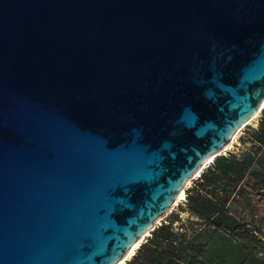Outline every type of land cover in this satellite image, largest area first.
Here are the masks:
<instances>
[{"label": "water", "instance_id": "1", "mask_svg": "<svg viewBox=\"0 0 264 264\" xmlns=\"http://www.w3.org/2000/svg\"><path fill=\"white\" fill-rule=\"evenodd\" d=\"M263 106L264 0H0V264H122Z\"/></svg>", "mask_w": 264, "mask_h": 264}, {"label": "trees", "instance_id": "2", "mask_svg": "<svg viewBox=\"0 0 264 264\" xmlns=\"http://www.w3.org/2000/svg\"><path fill=\"white\" fill-rule=\"evenodd\" d=\"M238 141L239 151L215 156L123 264H264V106Z\"/></svg>", "mask_w": 264, "mask_h": 264}, {"label": "rangeland", "instance_id": "3", "mask_svg": "<svg viewBox=\"0 0 264 264\" xmlns=\"http://www.w3.org/2000/svg\"><path fill=\"white\" fill-rule=\"evenodd\" d=\"M257 117H258V116H257ZM257 117H255V118H253L252 120H250L249 123L246 124V125H249V124H253V125H255V122H256ZM246 125H245V126H246ZM245 126H244V127H245ZM244 127L241 128L240 130H238V131L236 132V134H235L234 137H233L234 139L232 138L231 145H230L227 149H225V150L223 151V154L227 153L228 151H239V149H240V147H241V144H240L239 141H238V137L242 134ZM189 184H191V181H190ZM189 184H188V185H189ZM181 201H183V198L178 199V200L176 201V204H174V205L172 206V208L170 209V211H171V210H175V209L177 208V205L180 204ZM167 213H168V212H167ZM165 215H167V214H165ZM165 215L163 216V218L165 217Z\"/></svg>", "mask_w": 264, "mask_h": 264}, {"label": "bare ground", "instance_id": "4", "mask_svg": "<svg viewBox=\"0 0 264 264\" xmlns=\"http://www.w3.org/2000/svg\"><path fill=\"white\" fill-rule=\"evenodd\" d=\"M256 117H257V116H256ZM253 118H255V117H253ZM253 118H252V119H253ZM252 119H250V120H252ZM250 120H248L247 123H249ZM233 139H234V138H233ZM231 142H232V140L227 144V146H226L225 149H227V148L231 145ZM221 153H223V152H221ZM197 175H198V174H197ZM197 175H195L194 178H195ZM189 183H190V182H189ZM189 183H187V185H188ZM183 197H184V193H181V194L179 195L178 199L183 198ZM178 199H177V200H178ZM137 245H138V244H136V245L130 250V252H129L128 255L126 256L127 258H129L130 255L133 254L134 249L137 247ZM122 264H123V263H122Z\"/></svg>", "mask_w": 264, "mask_h": 264}, {"label": "crops", "instance_id": "5", "mask_svg": "<svg viewBox=\"0 0 264 264\" xmlns=\"http://www.w3.org/2000/svg\"><path fill=\"white\" fill-rule=\"evenodd\" d=\"M181 215H182L183 217H185V216H186V214H185V213H182Z\"/></svg>", "mask_w": 264, "mask_h": 264}, {"label": "built area", "instance_id": "6", "mask_svg": "<svg viewBox=\"0 0 264 264\" xmlns=\"http://www.w3.org/2000/svg\"><path fill=\"white\" fill-rule=\"evenodd\" d=\"M183 199H184V197H183ZM176 204V203H175Z\"/></svg>", "mask_w": 264, "mask_h": 264}]
</instances>
